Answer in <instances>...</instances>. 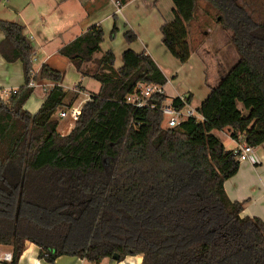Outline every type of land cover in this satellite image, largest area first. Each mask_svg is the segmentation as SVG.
<instances>
[{
    "label": "trees",
    "instance_id": "trees-1",
    "mask_svg": "<svg viewBox=\"0 0 264 264\" xmlns=\"http://www.w3.org/2000/svg\"><path fill=\"white\" fill-rule=\"evenodd\" d=\"M171 1L173 19L160 25L161 42L185 63L188 25L200 0ZM203 1L238 59L209 86L196 109L201 119L187 117L174 127L163 126L166 94L153 93L142 107L125 101L139 83H166L155 61L131 49L118 68L110 50L94 58L103 40L95 25L58 50L100 84L73 129L60 134L55 114L75 98L59 85L64 72L42 64L33 73L23 26L0 19V56L20 61L24 78L15 92L0 91V244L12 247L9 264H17L26 242L52 264L61 255L97 264L114 254L118 260L139 254L142 264H264V222L241 216L243 202L227 197L223 184L239 160L212 133L228 128L248 146L264 142V14L255 18L254 8L237 0ZM124 35L136 38L130 30ZM30 80L59 83L35 113L23 107L33 92ZM185 99L171 103L183 109L192 95Z\"/></svg>",
    "mask_w": 264,
    "mask_h": 264
},
{
    "label": "crops",
    "instance_id": "crops-1",
    "mask_svg": "<svg viewBox=\"0 0 264 264\" xmlns=\"http://www.w3.org/2000/svg\"><path fill=\"white\" fill-rule=\"evenodd\" d=\"M118 1H122L119 7H117ZM132 1L133 0H103L101 1V3H96L95 0H76L75 4L77 3L78 5V15L70 18L69 24L73 27H76L73 29L69 28V30H71L70 36L65 40L63 39L62 44L57 46L50 53L47 51H43V49L47 50L45 48V45L49 41L46 32L45 30L40 31V29L38 28L39 24H42L45 20L44 16L40 14L38 10L32 11L35 16L31 14V17H35V22H28L29 18L27 16L19 15L20 12L26 10L27 6H32L29 0H2L0 5L3 6V11L1 9L0 12H3L8 16V18L6 19H9L23 26V32L29 38L31 46L34 50L33 56L35 60L32 61L33 73H37L42 64H47L51 68L63 71L52 65V63L50 62L51 57L53 55H56L59 48H61L63 45L72 41L78 35L95 25H100L102 30L103 27L104 29H107L110 27V25H112V28L114 26L117 27V29H119L120 31H123L126 27L134 28V30L136 31V34L134 33L136 35L135 42H125L122 38L123 34L130 30L127 29L122 32V36L118 37V33L116 34L115 40H117V45L115 47L111 46V44L108 43L110 41H108L107 43H105V41H102L100 44V52L94 53L93 57L99 58L102 53L106 52L107 50H110L114 54V67L118 68L122 64L121 56L124 50L131 49L135 52H146L155 61V63L160 68L166 78V83L162 85L164 94L167 93L165 89L167 88L166 84L169 82V79L171 78V81H174L179 76V73H182L181 71L183 70V68H186L191 73L195 72L201 75L203 74V72L208 73V68L205 69L206 63L204 62L202 54V42H212L213 45V47L211 48L210 58L213 60L214 63L210 72L213 74V81L215 84H208L206 82L208 92L209 86H215L216 84H218V82L224 76L226 71L237 61L238 55L234 47L230 45L228 36H226L225 32L221 28L219 29L216 26H211L208 22L210 19L216 16V12L214 15V13L208 11L205 7V12L202 13L201 17H198V14L196 12L194 20H192L191 23L188 25L189 39L187 38V40L191 54L189 59L185 63H181L177 61L176 58L171 59L173 56L170 53H168L167 55L166 51L168 52V50L161 42V35L159 31L160 25L163 22L171 21L173 19L172 1L170 2L168 0H164V6L166 8L168 7V10L161 11L160 7H158L159 9L157 11V14L153 16V20L146 21L144 25L141 26L139 23L133 24L125 18L123 19L125 21V25L124 27H121L118 25V23L120 22V18L118 16H122V18L126 16L125 5L131 4ZM146 1H152L153 4L156 3L157 5H160L161 2V0ZM104 4L107 5L106 8H104ZM100 5L101 8L99 7ZM198 10L200 11V6ZM164 12H166V14ZM13 16L17 18H13ZM111 16L115 17V20H112ZM0 17L3 16H1L0 14ZM193 24H195V27H193ZM33 26H35L36 28H34ZM190 27L192 28V31L194 33L192 36L189 35ZM2 38L3 34L0 32V40ZM196 41L197 43H195ZM39 49H42V55H40L39 57L40 60L36 56V54L38 53L37 51ZM212 49L216 50V52L212 51ZM37 60H39L38 65L35 64ZM68 63L69 66L73 68V71L67 77L65 76V72L63 71L64 78L60 84L49 80L35 81L33 92L29 96L30 98H28L27 101L24 103L23 107L25 110L30 113H35L41 106V103L45 99L47 92L50 90L51 87L56 84L61 85V87L64 90L69 91L70 94H75V98L71 101L70 107H79L80 109L92 94L97 93L99 91L100 84L96 87L95 90L87 89V80L92 78L87 76L83 77L75 69V67L69 60ZM70 67L69 70H71ZM71 76V84H68L69 78ZM23 85L24 78L20 61L8 63L5 62L0 56V91L17 89ZM187 91H189V89ZM34 94H37L38 98L36 96L33 98ZM169 95L171 96V98L168 103H171L172 98L174 97H186L187 95H192V93L183 92L182 94H172L170 92ZM202 97H204V94ZM33 99L36 101L35 105L33 107H29L28 102L29 100ZM200 99L197 102L199 104L203 100ZM199 104H195L197 105L195 106V110L197 109ZM60 111L67 110L62 108L61 110H58L55 114L56 117L63 118V120H60L59 122L58 132L62 135H67L73 129L75 121H72L68 114L65 117H60ZM59 127H62L61 131ZM217 132L224 133L225 138L228 140V142L230 144H233L232 149L238 146V142H243V135H239L237 139H233L230 136L231 130L228 128L212 131V133L215 134L221 140V138L217 135ZM221 141L225 149H228L226 148V145L224 143L225 140ZM223 187L227 197L231 201L243 202L241 216L257 217L264 222V142L259 146L252 147L251 151L248 154V158L239 162L237 172L224 181ZM39 251L40 249L37 245L31 242H26L25 248L19 257L17 264H45L44 260L38 257ZM7 252L12 254V247L9 245L0 244V264H9L8 261H1V257L4 253ZM53 264L96 263L89 262L77 256L61 255L55 259ZM97 264H142V256L139 254L128 255L122 260L105 257Z\"/></svg>",
    "mask_w": 264,
    "mask_h": 264
},
{
    "label": "rangeland",
    "instance_id": "rangeland-1",
    "mask_svg": "<svg viewBox=\"0 0 264 264\" xmlns=\"http://www.w3.org/2000/svg\"><path fill=\"white\" fill-rule=\"evenodd\" d=\"M23 1V0H22ZM28 1V0H26ZM30 3L32 4L26 7V10L20 12L19 15L21 16H27L28 22H35V17H31L32 11L38 10L40 12V14H42L45 18V20L43 21L42 24H39V29L40 31H44L46 32L47 38H48V42L45 45V48L47 50L43 51H47V52H52L57 46H59L60 44H62V40L67 39L70 36V31L69 28H75L76 26H72L69 25L70 24V18H72L73 16H77V11H78V5L77 3L75 4L76 0H29ZM101 1L103 0H95L96 3H101ZM164 0H161L160 5H157L156 3L153 4L152 1H146V0H133L131 2V4H126L125 5V12H126V16L124 18H122V16H118L120 18V22L118 23L119 26L124 27L125 25V21L123 19H127L130 22H132L133 24L139 23L141 26L144 25L146 23V21H150L153 20V16L157 14L158 11V7H160L161 11H167L168 7L166 8L164 6L163 3ZM171 2V0H168ZM256 1L259 2V4H256ZM94 2V3H95ZM237 2L242 5V6H246L247 9H249L250 11H252V8H254V13H255V18L257 17V15H263L264 14V4L262 5L260 3V0H237ZM257 2V3H258ZM199 6H200V11H197L198 17L202 16V13L205 12V8L214 13L215 15V10L206 5L203 0L199 2ZM249 6V7H248ZM101 8V5L99 6ZM107 5L104 4V8H106ZM205 7V8H204ZM2 9L3 11V6L0 5V10ZM166 14V12H164ZM1 16L0 19L3 20H9L6 19L8 18V16L3 13L0 12ZM34 15V14H33ZM35 16V15H34ZM112 20H115V17L111 16ZM13 18H17L15 16H13ZM217 18V14L216 16H214V18L210 19L208 22L211 26H216L220 29V27L218 25H216L215 21ZM11 21V20H9ZM197 25V22H196ZM34 28H36L35 26H33ZM193 27H195V24H193ZM113 30L112 25H110L109 28L104 29L103 27V40L105 41V43H110L111 46H116L117 45V40H115L116 38V34L118 33V37L122 36V32L130 29L133 33L136 34V31L134 30V28L132 27H126L123 31H120L119 29H117V27H115L114 32L112 33L111 31ZM224 31V30H223ZM226 36H228V32L224 31ZM125 34V33H124ZM122 36V38L124 39V41L126 42V38L125 36ZM193 31L192 28L190 27L189 29V35H193ZM136 36V35H135ZM41 37V35H40ZM194 37V36H193ZM189 39V36H188ZM136 39H134L133 41H130L129 43H133L135 42ZM128 42V41H127ZM197 43V41L195 42ZM231 45V44H230ZM203 46V47H202ZM202 46L201 48L203 49V58H204V62L206 63V67L205 69L208 68V73H204L203 74H197L195 72L191 73L189 72V70H187L186 68H183V70L181 71L182 73H179V76L174 80L171 81V78L169 79V82L166 84V89L165 91L167 92L166 96V102L170 101L171 96L169 95L170 92L172 94H182L183 92H190L192 93V101L190 104H187L184 109H188V108H193L195 109V104H199L197 103L198 100H202L208 93V88H207V83L211 84H215L214 83V77L213 74L210 72L211 68L213 67V60L210 58L211 56V48L213 47L212 42H202ZM198 47V46H197ZM233 47V46H232ZM212 51L216 52V50L212 49ZM38 53L36 54L37 58L39 59L40 55H42V49H39L37 51ZM167 55L169 52H167ZM210 53V54H209ZM170 55V54H169ZM201 55V54H199ZM171 56V55H170ZM172 57V56H171ZM171 59H175L174 57H172ZM40 60V59H39ZM39 60H37V62L35 63L36 65L39 64ZM178 61V60H177ZM200 61V60H199ZM50 62L52 63V65L58 69H61L65 72V76L67 77L70 73H72L73 68L69 66L68 60L66 59V57L62 56L61 54H59L58 52L56 53V55H53L50 59ZM69 67L71 70H69ZM186 71V72H185ZM185 72V73H183ZM72 79V76L69 78L68 84H71L70 80ZM207 82V83H206ZM99 85V83L93 79H88L87 83H86V88L89 90H95L96 87ZM189 89V91H187ZM204 94V97H202ZM38 98L37 94H34V97ZM30 98V97H29ZM35 100H29L28 102V106L29 107H33L35 105ZM238 107L246 112V110H244V108L242 107L241 104H238ZM66 109L67 113H68V108H64ZM69 116V113H68ZM67 116V117H68ZM66 119V118H65ZM58 120L60 122V120L62 121L63 118H59ZM166 122H167V118L164 117L163 120V126H166ZM59 126V125H58ZM62 128V127H61ZM61 128L59 127L60 131ZM63 133V132H62ZM217 135L221 138V140H225L224 143L226 145V148H228L227 150H232L233 144H230L228 142V140L225 138L224 133L222 132H217Z\"/></svg>",
    "mask_w": 264,
    "mask_h": 264
},
{
    "label": "built area",
    "instance_id": "built-area-1",
    "mask_svg": "<svg viewBox=\"0 0 264 264\" xmlns=\"http://www.w3.org/2000/svg\"><path fill=\"white\" fill-rule=\"evenodd\" d=\"M119 7V5H117ZM34 56L32 57V61H34ZM35 81L30 80L28 86L34 87ZM16 89L3 90L1 91L2 96H6L8 93L15 92ZM153 93H164L162 89V85L155 84H144L139 83L135 90L128 94L125 98L126 103L132 104L136 107H142L147 105V98ZM183 102H185V97H179ZM187 105V104H186ZM160 111L163 113L164 117L167 118L166 127H174L179 122L187 117H195L196 119H201V116L197 113V111L193 108L188 109H175L172 103L164 102L160 106ZM69 117L72 121H75L80 113L79 107H69L68 108ZM66 111H60L59 116L65 117L68 114ZM61 134V133H60ZM252 147L246 145L244 142H238V146L233 149L234 153L237 156V159L240 161L248 158V154L251 151ZM47 254L41 258L44 260L45 264H52L49 261H46L44 258ZM12 258L11 253H4L1 257V261H10Z\"/></svg>",
    "mask_w": 264,
    "mask_h": 264
},
{
    "label": "water",
    "instance_id": "water-1",
    "mask_svg": "<svg viewBox=\"0 0 264 264\" xmlns=\"http://www.w3.org/2000/svg\"><path fill=\"white\" fill-rule=\"evenodd\" d=\"M112 257H113L114 259H117L118 256H117L116 254H114Z\"/></svg>",
    "mask_w": 264,
    "mask_h": 264
}]
</instances>
